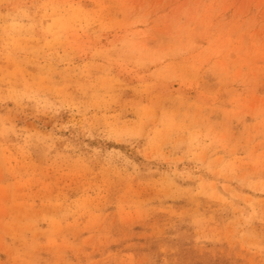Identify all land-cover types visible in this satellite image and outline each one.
Returning a JSON list of instances; mask_svg holds the SVG:
<instances>
[{
    "label": "rangeland",
    "instance_id": "374dc122",
    "mask_svg": "<svg viewBox=\"0 0 264 264\" xmlns=\"http://www.w3.org/2000/svg\"><path fill=\"white\" fill-rule=\"evenodd\" d=\"M0 264H264V0H0Z\"/></svg>",
    "mask_w": 264,
    "mask_h": 264
}]
</instances>
